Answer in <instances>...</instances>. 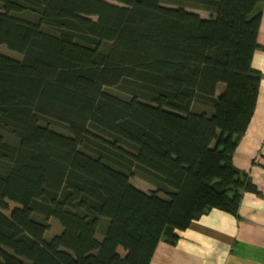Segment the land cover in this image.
I'll return each mask as SVG.
<instances>
[{"label": "trees", "instance_id": "trees-1", "mask_svg": "<svg viewBox=\"0 0 264 264\" xmlns=\"http://www.w3.org/2000/svg\"><path fill=\"white\" fill-rule=\"evenodd\" d=\"M263 2L0 0L21 54L0 52V264H150L213 209L238 216L260 194L233 155Z\"/></svg>", "mask_w": 264, "mask_h": 264}, {"label": "crops", "instance_id": "crops-1", "mask_svg": "<svg viewBox=\"0 0 264 264\" xmlns=\"http://www.w3.org/2000/svg\"><path fill=\"white\" fill-rule=\"evenodd\" d=\"M259 47L252 65L262 73L257 105L233 155L260 194L243 195L238 216L213 209L178 231L176 244L161 241L150 264H264V2L260 6ZM134 183L143 188V184ZM143 182V181H142Z\"/></svg>", "mask_w": 264, "mask_h": 264}, {"label": "rangeland", "instance_id": "rangeland-1", "mask_svg": "<svg viewBox=\"0 0 264 264\" xmlns=\"http://www.w3.org/2000/svg\"><path fill=\"white\" fill-rule=\"evenodd\" d=\"M196 11H199V13H201V15H203V16H206V17L209 16V12L206 11V10L196 9ZM0 52L1 53H4L6 55H9L11 57H20L21 56L20 53L14 51V50L9 49L4 44H0ZM223 87H224V84L223 83H220L218 85L217 90L220 91ZM194 108L195 109H199V110L207 109V107H206L205 104H202V103H199V102H196L194 104ZM51 127L53 129L57 130V131H60V132H63V133H69V131L66 129L65 126H62V125H60L58 123L52 124ZM139 179H140L139 177H133V178H131V182L133 184L139 182V184H140V180ZM141 183L143 184V187L146 188V191H148L149 188H152L153 187V186H150V185H148V184H146V183H144L142 181H141ZM61 232H62V227H61L59 221L56 220L55 218H51V220H50V229L46 233V239L50 240L53 235H55L57 233H61Z\"/></svg>", "mask_w": 264, "mask_h": 264}]
</instances>
